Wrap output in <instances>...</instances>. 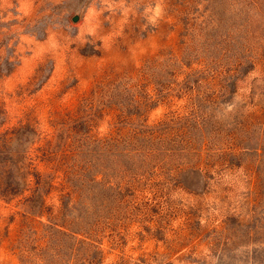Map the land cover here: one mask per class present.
Wrapping results in <instances>:
<instances>
[{"label": "rangeland", "instance_id": "1", "mask_svg": "<svg viewBox=\"0 0 264 264\" xmlns=\"http://www.w3.org/2000/svg\"><path fill=\"white\" fill-rule=\"evenodd\" d=\"M0 264H264V0H0Z\"/></svg>", "mask_w": 264, "mask_h": 264}]
</instances>
